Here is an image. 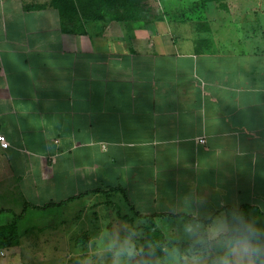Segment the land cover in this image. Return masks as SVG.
<instances>
[{
	"label": "crops",
	"instance_id": "obj_1",
	"mask_svg": "<svg viewBox=\"0 0 264 264\" xmlns=\"http://www.w3.org/2000/svg\"><path fill=\"white\" fill-rule=\"evenodd\" d=\"M231 3V25L254 37H221L228 6L217 3L181 21L156 3L113 20L97 0H0V226L27 205H61L28 208L22 240L36 230L22 226L29 213L52 210L78 236L88 224L101 232L92 223L116 207L121 221L180 237L173 244L191 242L185 223L226 207H254L259 227L264 11Z\"/></svg>",
	"mask_w": 264,
	"mask_h": 264
},
{
	"label": "rangeland",
	"instance_id": "obj_2",
	"mask_svg": "<svg viewBox=\"0 0 264 264\" xmlns=\"http://www.w3.org/2000/svg\"><path fill=\"white\" fill-rule=\"evenodd\" d=\"M120 1L121 5L125 6V0ZM135 1L143 6L153 4L155 5L156 3V5L161 8L162 15L166 17L169 15V18L175 17L181 21L184 20L185 17L189 18L192 9L204 5L201 0H154V3L153 0ZM232 1L233 0H220L219 2H216L218 5L221 4L228 6V11H220L218 15V24L222 25L223 22H228V25L224 26L223 24V29L218 31L222 33L221 37L230 38L232 35V37L235 38L237 35L240 36V34L241 36H246L245 38L254 37L251 29L241 30L243 26L238 28L236 25H231L232 23L230 19L232 14L229 11L232 9ZM173 2H175V4L178 3L179 6L176 14H173L175 11H172V14L168 13V9L171 6H174ZM225 2L227 4H223ZM217 4L212 3L213 8L215 7L214 5ZM129 5L133 7L136 4L131 5L129 1ZM252 6L260 7L259 10L264 11V1L259 6L258 0H253ZM184 11L188 12H185L186 16L184 15ZM196 13L201 15V13L198 11ZM203 15H206L205 11ZM256 15L259 16V14L254 13L248 16H250L251 20H253V17ZM213 16L216 18L215 15ZM226 17H228V19H226ZM196 20L199 21V19ZM209 22H214V20L210 19ZM215 30V27L212 25L213 33ZM261 32L264 33V27L262 28ZM257 35L259 34H256V36ZM116 212L117 211L115 207V209H112V220L110 221L92 223V225L96 224L97 227H102L101 232L92 229V227L88 224L87 227L84 226V229L79 230L77 233L78 236L73 232L76 228H74L72 232H70L67 228L61 230L58 216L59 214L57 215L54 210L48 211V213L30 212L26 217V220L22 222V226H36L34 227L36 230L34 231L33 236L29 238L26 237L23 240L21 238L20 246L18 248L10 249L7 251L5 257H0V264H112V253L108 251L110 240L118 236L119 240L122 242L125 236L131 232L136 233V235L133 237V240L136 243L137 248H143L145 250V245L143 242L146 237L145 227L147 225V221H138L133 225V222L130 223L126 220L121 221V213ZM105 217L110 218L108 214H105ZM262 217L263 218L261 219L263 222L259 223L258 228L264 230V216ZM81 224L87 225L84 222ZM39 228L47 229V231L45 230L43 232L41 231L42 229L40 230ZM155 228L159 230L156 226ZM128 229L130 231H128ZM159 231L164 235L165 238L166 236L168 237L167 242H181L180 237H177L176 235L174 236L170 231H165V234L161 230ZM70 234L72 236L73 234L76 236L72 237ZM152 254L153 251L151 248H149V252H143L141 256H138L136 260L133 261V264H152V262L157 263L156 258H154Z\"/></svg>",
	"mask_w": 264,
	"mask_h": 264
},
{
	"label": "clouds",
	"instance_id": "obj_3",
	"mask_svg": "<svg viewBox=\"0 0 264 264\" xmlns=\"http://www.w3.org/2000/svg\"><path fill=\"white\" fill-rule=\"evenodd\" d=\"M204 223L193 219L183 225L187 248L178 244L161 247L162 258L157 264H264V230L247 221L240 212L231 218L224 213L207 218ZM129 233L123 241L116 236L110 240L108 251L112 253V264H133L144 252L137 248ZM153 254L155 249L149 245Z\"/></svg>",
	"mask_w": 264,
	"mask_h": 264
},
{
	"label": "trees",
	"instance_id": "obj_4",
	"mask_svg": "<svg viewBox=\"0 0 264 264\" xmlns=\"http://www.w3.org/2000/svg\"><path fill=\"white\" fill-rule=\"evenodd\" d=\"M129 1L131 5H134L133 7L129 5ZM203 2L204 5H208L210 3H216L219 2L220 0H201ZM98 4H105L107 7H109L110 12H106V16L111 17V19L113 20H118L120 18H128L127 20L130 19H135L137 17H139L141 14H139L138 12H136L135 7L138 6H143L137 3V1L135 0H125L124 4L125 6L121 5V1L120 0H97ZM118 5V6H117ZM129 6V7H127ZM107 8H105L106 10ZM121 11H124V13H120ZM118 13V14H117ZM120 13V14H119ZM90 16L92 14H89ZM121 15V16H118ZM112 192H117L116 191H112ZM119 192H123L124 191H119ZM125 195V194H124ZM53 206H61V205H53ZM52 205H44L41 207H35V206H25L24 212L19 215V216H15V221H13V223L7 224L5 226H0V250H8V249H14V248H18L20 246V242H21V236L19 235L18 232V226H17V221L16 220H22L25 217L26 211L28 208H32V209H36L39 211H45L51 207H53ZM254 207L252 206H243L239 209H233L231 207H226L224 210L227 214V216H229L231 218V214L233 212H240L243 214L244 218L250 222L249 219V212L251 209H253ZM139 218L142 219H148L149 217H144L141 215H137ZM264 216V214H263ZM145 231H146V237L144 239V245H145V250L144 252H149V245L153 246L155 249L154 254H152V256H154V258H162L163 257V252L161 251V247L164 245H168L171 246L173 243L171 242H167L166 238L164 237V235L155 228V225H152L151 222H147V225L145 227ZM191 242H187L185 244H178L181 249L187 248L188 244ZM150 264V263H149ZM152 264H157V263H153Z\"/></svg>",
	"mask_w": 264,
	"mask_h": 264
},
{
	"label": "built area",
	"instance_id": "obj_5",
	"mask_svg": "<svg viewBox=\"0 0 264 264\" xmlns=\"http://www.w3.org/2000/svg\"><path fill=\"white\" fill-rule=\"evenodd\" d=\"M199 142L201 144L205 143L204 139L199 140ZM0 146L3 149H7L9 147V142H8L7 138L4 135H0ZM5 256H6L5 251L0 250V257H5Z\"/></svg>",
	"mask_w": 264,
	"mask_h": 264
}]
</instances>
